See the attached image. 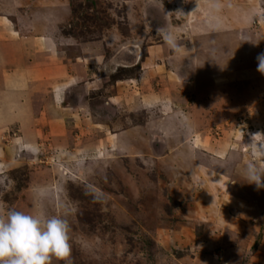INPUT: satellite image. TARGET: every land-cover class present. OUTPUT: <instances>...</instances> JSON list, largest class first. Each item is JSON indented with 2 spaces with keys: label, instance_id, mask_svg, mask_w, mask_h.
Here are the masks:
<instances>
[{
  "label": "rangeland",
  "instance_id": "374dc122",
  "mask_svg": "<svg viewBox=\"0 0 264 264\" xmlns=\"http://www.w3.org/2000/svg\"><path fill=\"white\" fill-rule=\"evenodd\" d=\"M261 53L264 0H0V217L65 218L51 264H264Z\"/></svg>",
  "mask_w": 264,
  "mask_h": 264
},
{
  "label": "clouds",
  "instance_id": "9594fccd",
  "mask_svg": "<svg viewBox=\"0 0 264 264\" xmlns=\"http://www.w3.org/2000/svg\"><path fill=\"white\" fill-rule=\"evenodd\" d=\"M166 38L174 46V39ZM257 60V70L264 73V53ZM243 175L246 183L264 188V169L254 162L245 166ZM69 231L68 221L61 216L11 209L0 217V264H51L53 257L66 260L71 253Z\"/></svg>",
  "mask_w": 264,
  "mask_h": 264
},
{
  "label": "crops",
  "instance_id": "0c3cea01",
  "mask_svg": "<svg viewBox=\"0 0 264 264\" xmlns=\"http://www.w3.org/2000/svg\"><path fill=\"white\" fill-rule=\"evenodd\" d=\"M8 83H9V85L7 86L8 88H11L10 85H14V86H15V84H14L15 82H14V81H10V82H8ZM66 85H67V83H66ZM66 85H65V87H64L63 89H62V88L59 89V97H58L59 100L62 99L63 94H65L64 91H65L68 87H70V86H66ZM57 91H58V90H57ZM53 93H54V92H53ZM55 115H56L57 121L60 123V118H61L60 116H61V115H60L59 113H56ZM24 123H25V122H24ZM24 126H27V125L25 124ZM26 140H27L28 143L31 142L30 139H27V138H26ZM27 145H28V144H27Z\"/></svg>",
  "mask_w": 264,
  "mask_h": 264
}]
</instances>
